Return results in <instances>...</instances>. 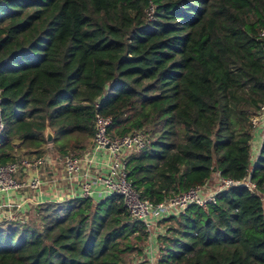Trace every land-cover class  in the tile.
<instances>
[{
  "label": "trees",
  "instance_id": "obj_1",
  "mask_svg": "<svg viewBox=\"0 0 264 264\" xmlns=\"http://www.w3.org/2000/svg\"><path fill=\"white\" fill-rule=\"evenodd\" d=\"M262 27L264 0H0V163L43 155L46 125L57 152L84 151L99 112L112 135H152L126 168L153 203L217 172L256 185L158 220L155 264H264V139L255 156L250 121ZM148 236L120 195L47 201L29 223L0 222V264H138Z\"/></svg>",
  "mask_w": 264,
  "mask_h": 264
},
{
  "label": "built area",
  "instance_id": "obj_2",
  "mask_svg": "<svg viewBox=\"0 0 264 264\" xmlns=\"http://www.w3.org/2000/svg\"><path fill=\"white\" fill-rule=\"evenodd\" d=\"M152 7L149 8L148 16H152ZM259 35L264 38V27ZM99 104H96V107ZM94 134L92 137L91 151L77 155L70 152L59 153L50 149L48 154L31 158H18L6 163H0V194L9 192H20L23 190H38L44 183L40 176V169L46 164L58 163L62 166L66 179L78 183L80 194L68 198H59L63 201L73 197L91 198L99 202L111 195H120L124 206L134 220L145 224L149 231L146 241V249L143 264H155L156 261V237L158 235V220L170 215H177L183 212L190 204L205 208L208 204L216 202V195L233 186H245L250 191L256 192L255 183L249 176L242 179L224 177L218 172L213 174L206 183L191 186L187 190L166 197L164 200L153 203L143 198L140 192L132 185L127 178L126 160L132 153L140 152L148 143L147 135L142 131H132L124 135H112L108 132L112 124V118L103 116L96 112L93 119ZM251 124L255 131L252 150L256 156L264 139V103L260 105L257 112L251 116ZM5 128L2 116V96L0 91V135ZM256 133L259 139L256 138ZM103 156L102 166L105 173L94 171L92 163L95 156ZM19 173H31V177L20 178ZM95 184L101 186L95 190ZM97 196V199L94 197ZM0 220L20 221L15 213L0 214Z\"/></svg>",
  "mask_w": 264,
  "mask_h": 264
},
{
  "label": "crops",
  "instance_id": "obj_3",
  "mask_svg": "<svg viewBox=\"0 0 264 264\" xmlns=\"http://www.w3.org/2000/svg\"><path fill=\"white\" fill-rule=\"evenodd\" d=\"M256 134V138L258 137V140L259 135L258 133ZM91 145L92 142L90 141L88 148L80 152V154L86 153V151L90 152ZM50 149L54 150L51 144L48 143L46 152L41 156L48 154ZM22 157L31 158L37 156L20 155L13 160ZM102 161L103 156L97 154L95 156L94 162L92 163V165L94 166L92 168H94L95 172L105 173V168L101 164ZM39 173L41 178L44 180V183L38 190H23L20 192L0 194V214L2 212H6V214L15 213L18 219L22 220L23 223H27L29 217L35 216L36 208L39 204L50 200H58L59 198L63 199L80 194V187L77 181L72 182L71 180L66 179L64 170L60 164H46L43 168L40 169ZM31 176V173H19L20 178H29ZM100 188V185L95 184V190H99ZM94 197L97 199L96 195H94ZM1 221L4 220H0V222Z\"/></svg>",
  "mask_w": 264,
  "mask_h": 264
},
{
  "label": "rangeland",
  "instance_id": "obj_4",
  "mask_svg": "<svg viewBox=\"0 0 264 264\" xmlns=\"http://www.w3.org/2000/svg\"><path fill=\"white\" fill-rule=\"evenodd\" d=\"M146 134H148V136H149V138H150V140H152L153 138H152V135L150 134V133H146ZM70 153H73V152H70ZM73 154H77V155H80V153L78 152V153H73ZM34 220V217H29V219H28V223L30 222V221H33ZM159 232V231H158ZM161 233H163L164 234V229L163 230H161ZM145 243H146V241H145ZM146 247V244H143V249H142V254L140 255V257H139V259H138V261H136L135 260V263H138V264H143V259L145 258V256H144V253H145V248ZM158 255V254H157Z\"/></svg>",
  "mask_w": 264,
  "mask_h": 264
},
{
  "label": "water",
  "instance_id": "obj_5",
  "mask_svg": "<svg viewBox=\"0 0 264 264\" xmlns=\"http://www.w3.org/2000/svg\"><path fill=\"white\" fill-rule=\"evenodd\" d=\"M44 135H45V139H46L47 143L51 144L53 141L54 134L48 125H46ZM213 170L214 171L216 170L215 166L213 167Z\"/></svg>",
  "mask_w": 264,
  "mask_h": 264
}]
</instances>
